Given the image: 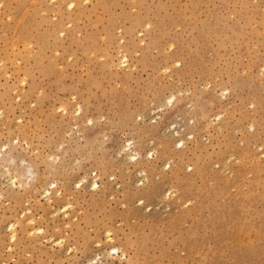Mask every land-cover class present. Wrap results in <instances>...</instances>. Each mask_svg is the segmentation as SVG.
<instances>
[{
	"label": "rangeland",
	"instance_id": "obj_1",
	"mask_svg": "<svg viewBox=\"0 0 264 264\" xmlns=\"http://www.w3.org/2000/svg\"><path fill=\"white\" fill-rule=\"evenodd\" d=\"M0 264H264V0H0Z\"/></svg>",
	"mask_w": 264,
	"mask_h": 264
},
{
	"label": "bare ground",
	"instance_id": "obj_2",
	"mask_svg": "<svg viewBox=\"0 0 264 264\" xmlns=\"http://www.w3.org/2000/svg\"><path fill=\"white\" fill-rule=\"evenodd\" d=\"M124 59H125V58H124ZM124 61H126V60H124ZM128 147H129V146H127V148H128ZM131 149H132V148H131ZM129 150H130V148H128V152H129ZM124 151H125V150H124ZM124 151H123V152H124ZM126 152H127V151H126ZM132 152H134V150H132ZM124 153H125V152H124ZM124 153H123V154H124ZM125 155H126L130 160H134V158H135L136 156H138L139 154L137 153V154L131 155V154H129V153H125ZM123 156H124V155H123ZM126 156H125V157H126ZM127 157H126V158H127ZM82 178H83V177H82ZM84 178H86V177H84ZM82 180H83V179H82ZM92 186H93V189H95V188L98 187L96 182H94ZM47 191H48V190H47ZM48 195H49V194H48ZM45 196H46V194H45ZM46 198H48V201H50V198H51V197H48V196H47ZM46 200H47V199H46ZM64 205H65V204H64ZM62 208H63V207H62ZM57 209H58V208H57ZM62 212H63V211H62ZM66 212H67V211H66ZM63 214H64V212H63ZM58 244H59V243H58ZM111 250L114 251V252L117 251L115 248H112Z\"/></svg>",
	"mask_w": 264,
	"mask_h": 264
}]
</instances>
